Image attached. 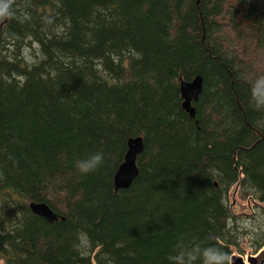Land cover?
<instances>
[{"label":"trees","instance_id":"obj_1","mask_svg":"<svg viewBox=\"0 0 264 264\" xmlns=\"http://www.w3.org/2000/svg\"><path fill=\"white\" fill-rule=\"evenodd\" d=\"M10 13L0 263L203 264L209 248H264V110L249 103L264 76V0H13ZM198 75L191 117L180 82ZM138 137L139 175L116 191ZM93 152L104 163L82 175ZM234 187L258 202L250 216L232 213Z\"/></svg>","mask_w":264,"mask_h":264},{"label":"water","instance_id":"obj_2","mask_svg":"<svg viewBox=\"0 0 264 264\" xmlns=\"http://www.w3.org/2000/svg\"><path fill=\"white\" fill-rule=\"evenodd\" d=\"M180 92L183 100V109L189 113L191 117H194L195 108L193 104L199 100L203 92V77L198 75L191 81L181 79ZM144 148L143 137H138L129 141L124 162L119 166L115 175L114 183L116 191L127 190L132 186L139 175L137 160L138 157L143 154ZM30 208L35 215L42 217L50 223L57 221L59 218V216L44 203H31ZM248 263L257 264V257L249 256ZM231 264H246V262L244 257L233 255Z\"/></svg>","mask_w":264,"mask_h":264},{"label":"clouds","instance_id":"obj_3","mask_svg":"<svg viewBox=\"0 0 264 264\" xmlns=\"http://www.w3.org/2000/svg\"><path fill=\"white\" fill-rule=\"evenodd\" d=\"M13 0H0V19L8 17ZM249 103L255 110H264V76L255 79L249 89ZM104 163L102 152H93L76 163L77 170L82 175L90 174L100 168ZM203 264H231V257L220 253L217 249H206L203 254Z\"/></svg>","mask_w":264,"mask_h":264},{"label":"rangeland","instance_id":"obj_4","mask_svg":"<svg viewBox=\"0 0 264 264\" xmlns=\"http://www.w3.org/2000/svg\"><path fill=\"white\" fill-rule=\"evenodd\" d=\"M257 203H258L257 201L249 199L248 197H244L241 194H239L237 187H234L229 194L230 208L232 213L236 216H250L251 214L254 213V211H256L255 204ZM262 206L264 207V205ZM241 224L243 226L248 227L244 222H242ZM241 247H242L241 249L245 252V254L241 255L239 254V250L234 249L233 255L244 257L246 264H249L248 263L249 256L257 257L258 264H261L262 261H264V248L259 252L254 253L253 248L251 247V245H249L247 240H245L242 243Z\"/></svg>","mask_w":264,"mask_h":264},{"label":"flooded vegetation","instance_id":"obj_5","mask_svg":"<svg viewBox=\"0 0 264 264\" xmlns=\"http://www.w3.org/2000/svg\"><path fill=\"white\" fill-rule=\"evenodd\" d=\"M257 264H258V262H257ZM261 264H264V261H262V263Z\"/></svg>","mask_w":264,"mask_h":264}]
</instances>
